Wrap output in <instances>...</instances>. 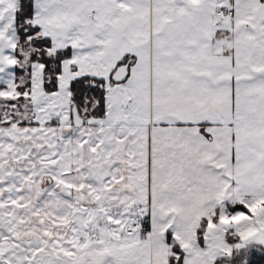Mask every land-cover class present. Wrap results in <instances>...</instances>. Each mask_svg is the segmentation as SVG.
Instances as JSON below:
<instances>
[{
	"label": "snow or ice",
	"instance_id": "6c2138e0",
	"mask_svg": "<svg viewBox=\"0 0 264 264\" xmlns=\"http://www.w3.org/2000/svg\"><path fill=\"white\" fill-rule=\"evenodd\" d=\"M256 256L264 0H0V264Z\"/></svg>",
	"mask_w": 264,
	"mask_h": 264
},
{
	"label": "trees",
	"instance_id": "16d2710c",
	"mask_svg": "<svg viewBox=\"0 0 264 264\" xmlns=\"http://www.w3.org/2000/svg\"><path fill=\"white\" fill-rule=\"evenodd\" d=\"M254 261H255V264H264V259H262L261 257L259 256H256L253 258Z\"/></svg>",
	"mask_w": 264,
	"mask_h": 264
},
{
	"label": "built area",
	"instance_id": "2783aa9c",
	"mask_svg": "<svg viewBox=\"0 0 264 264\" xmlns=\"http://www.w3.org/2000/svg\"><path fill=\"white\" fill-rule=\"evenodd\" d=\"M149 228H150V224L148 225V230H149Z\"/></svg>",
	"mask_w": 264,
	"mask_h": 264
},
{
	"label": "crops",
	"instance_id": "0c3cea01",
	"mask_svg": "<svg viewBox=\"0 0 264 264\" xmlns=\"http://www.w3.org/2000/svg\"><path fill=\"white\" fill-rule=\"evenodd\" d=\"M149 230H150V228H149Z\"/></svg>",
	"mask_w": 264,
	"mask_h": 264
}]
</instances>
